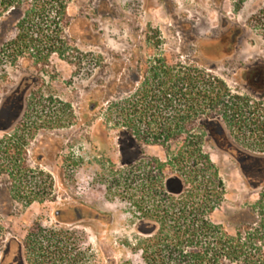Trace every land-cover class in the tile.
<instances>
[{
	"label": "rangeland",
	"instance_id": "rangeland-1",
	"mask_svg": "<svg viewBox=\"0 0 264 264\" xmlns=\"http://www.w3.org/2000/svg\"><path fill=\"white\" fill-rule=\"evenodd\" d=\"M67 15L68 27L60 36L67 48L63 56L27 50L25 61L8 66L3 52H16L22 12L0 16V139L20 131L28 142V164L53 182L51 201L1 207L0 264L3 256V264H24V259L29 264L34 248L50 246L61 249L53 264H141L135 250L139 222L118 188L109 193V164L132 162L142 152L165 161L166 153L161 146L144 145L122 151L117 130L104 126L107 105L103 96L98 102L99 96L108 82H116L117 100L128 96L139 74L136 60L145 70L147 61L172 55L198 60L232 94L248 96L250 104L264 109V78L252 89L240 78L249 66L264 73V0H71ZM227 27H233L230 34L218 36ZM12 91L19 95L14 104L7 102ZM91 98L98 105L88 113ZM17 118L20 124L13 130ZM208 131L206 150L228 186L213 220L234 233L231 217L259 199L264 159L252 155V139L234 140L221 122ZM233 133L239 136L237 128ZM9 181L0 177L3 185ZM180 188L179 181H169L171 191Z\"/></svg>",
	"mask_w": 264,
	"mask_h": 264
},
{
	"label": "trees",
	"instance_id": "trees-1",
	"mask_svg": "<svg viewBox=\"0 0 264 264\" xmlns=\"http://www.w3.org/2000/svg\"><path fill=\"white\" fill-rule=\"evenodd\" d=\"M70 1L0 0V16L22 12L15 51L63 56L67 48L60 36L68 27ZM135 63L139 74L128 96L117 100V84L108 82L98 102L103 96L104 126L117 130L122 151L144 145L161 146L166 153L165 161L142 152L132 162L109 164V193L118 188L139 222L135 250L141 264H264V186L255 204L231 217V233L213 220L226 202L228 186L206 150L209 126L221 122L234 140L248 137L254 142L251 150L263 154L261 104L232 94L227 83L198 60L165 55L147 61L145 70L139 60ZM98 102L90 99L88 113L96 111ZM234 128L239 136H234ZM19 133L0 139V177L10 180L0 183V249L5 231L2 206L17 202L30 207L53 199L52 177L28 164V142ZM174 180L181 185L178 192L169 189ZM55 248H34L29 264H53L61 254Z\"/></svg>",
	"mask_w": 264,
	"mask_h": 264
},
{
	"label": "flooded vegetation",
	"instance_id": "flooded-vegetation-1",
	"mask_svg": "<svg viewBox=\"0 0 264 264\" xmlns=\"http://www.w3.org/2000/svg\"><path fill=\"white\" fill-rule=\"evenodd\" d=\"M232 29H233V27H227L225 29V31L221 32L220 34H218V36L224 37V36L230 34ZM222 50H224V49H222ZM222 50L220 49L217 52H222ZM38 54H39V52H34V55H38ZM24 55H25V52H3V57H4L3 58V63H5L6 66H8V65H14V63H16V62L19 63L21 61H25ZM36 61H37V59L35 57V62L34 63H36ZM240 78H241L243 84L246 86V88L252 89V86H254V84L261 83L263 81L264 73L263 72L257 73L255 71L254 66H249V67L243 68ZM18 90H19V88L17 89V92H18ZM257 94L259 96H262V93H260V92H257ZM18 101H19V95L16 93V91H12L11 93H9V95L7 97V102H10V103L14 104V103H16ZM18 120H19L18 118L16 120L15 119L12 120V123H11L10 127H12L13 130H15L16 127L20 124L18 122ZM252 155L253 156H257V157L259 156V157H262L264 159V153L260 154V153L254 152V154H252ZM4 260H5V256H3V258H2L1 264L4 263ZM23 263L24 264L26 263V259H24Z\"/></svg>",
	"mask_w": 264,
	"mask_h": 264
}]
</instances>
